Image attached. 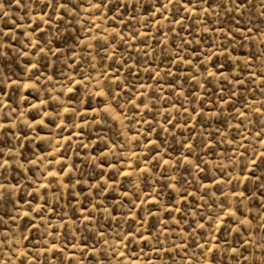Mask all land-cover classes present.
I'll list each match as a JSON object with an SVG mask.
<instances>
[{
    "label": "rangeland",
    "instance_id": "obj_1",
    "mask_svg": "<svg viewBox=\"0 0 264 264\" xmlns=\"http://www.w3.org/2000/svg\"><path fill=\"white\" fill-rule=\"evenodd\" d=\"M0 264H264V0H0Z\"/></svg>",
    "mask_w": 264,
    "mask_h": 264
}]
</instances>
